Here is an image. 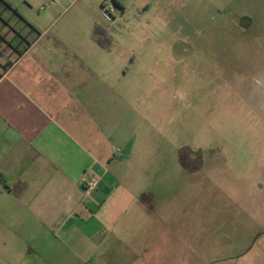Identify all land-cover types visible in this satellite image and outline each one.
Listing matches in <instances>:
<instances>
[{"label": "rangeland", "instance_id": "1", "mask_svg": "<svg viewBox=\"0 0 264 264\" xmlns=\"http://www.w3.org/2000/svg\"><path fill=\"white\" fill-rule=\"evenodd\" d=\"M54 1L52 34L65 25L69 39L85 31V48H102L91 40L98 21L118 63V112L105 128L113 187L148 193L152 215L197 236L182 264H212L264 236V0H122L110 22L104 0ZM49 2L0 0V9L46 20ZM226 227L239 237L225 240Z\"/></svg>", "mask_w": 264, "mask_h": 264}, {"label": "crops", "instance_id": "2", "mask_svg": "<svg viewBox=\"0 0 264 264\" xmlns=\"http://www.w3.org/2000/svg\"><path fill=\"white\" fill-rule=\"evenodd\" d=\"M56 4L46 20L24 10L5 19L0 9V264H182V246L195 248L197 236L152 215L148 193L113 187L105 128L118 112V63L109 49L85 48V31L69 29V39L63 25L52 34ZM93 177L86 193L82 180ZM237 233L226 227L224 239ZM263 237L212 264H264Z\"/></svg>", "mask_w": 264, "mask_h": 264}, {"label": "built area", "instance_id": "3", "mask_svg": "<svg viewBox=\"0 0 264 264\" xmlns=\"http://www.w3.org/2000/svg\"><path fill=\"white\" fill-rule=\"evenodd\" d=\"M51 1V0H50ZM43 6L39 7V10H43ZM118 7L114 4L113 0H104L101 5V11L103 18L110 22L114 18V14L118 13ZM97 178L83 179L84 191L86 193L91 192L97 185Z\"/></svg>", "mask_w": 264, "mask_h": 264}, {"label": "trees", "instance_id": "4", "mask_svg": "<svg viewBox=\"0 0 264 264\" xmlns=\"http://www.w3.org/2000/svg\"><path fill=\"white\" fill-rule=\"evenodd\" d=\"M113 2L117 7H120L119 4L116 2V0H113ZM6 6L10 7L12 9V11L14 13H16V10L14 7L8 5L7 3H6ZM23 21H25V20L23 19ZM25 23L27 25H29L31 27V29H34L28 22L25 21ZM91 32H92L91 37L96 42V44L99 45L100 47L104 48V49H108L109 39L106 35V30L104 29V27H102L100 25H95Z\"/></svg>", "mask_w": 264, "mask_h": 264}]
</instances>
